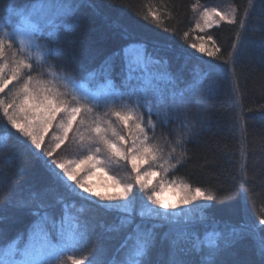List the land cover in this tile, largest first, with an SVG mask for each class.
I'll use <instances>...</instances> for the list:
<instances>
[{
  "label": "trees",
  "instance_id": "obj_1",
  "mask_svg": "<svg viewBox=\"0 0 264 264\" xmlns=\"http://www.w3.org/2000/svg\"><path fill=\"white\" fill-rule=\"evenodd\" d=\"M35 1L0 0V21L5 24L15 10ZM61 1L70 5L71 11L45 29L49 39L40 43L58 48L68 75L76 82H89L94 89L103 83V77L89 81L88 71L110 59L111 77L119 85L129 71L125 50L132 46L142 49L144 58L133 66L132 84L139 88L151 80V87L168 97L171 110L166 126H160L163 114L159 106L152 107V114H147L151 105L136 108L129 103V107L157 124L149 135H154L166 151L180 136L185 140L182 165L173 169L165 182H180L194 190L200 187L216 197L193 219L194 230L206 245L220 243L216 264H264L258 239L264 236V226L258 224L264 218V0H230L238 23L225 20L203 31L194 22L196 9L219 0ZM114 22L119 26L114 27ZM213 42L220 52L208 57L207 51H214ZM201 44L206 49L203 53L198 51ZM39 51L43 53V49ZM211 67L218 69L214 91L209 94L199 87L189 89ZM182 91L183 96L179 95ZM188 129L197 134L188 136ZM80 143L70 134L54 158L82 159L86 153ZM37 202L53 205L50 211L57 221L82 214L94 226L88 241L69 253L76 257L91 256L92 249L104 248L106 259L120 260L127 251L119 250L121 244L137 225L146 231L160 223L135 214L131 225L108 232L107 227L119 224L125 214L89 204L57 184L15 129L6 125L0 112V246L17 235L26 240ZM25 204L28 206H22ZM241 224L255 226L257 231L236 238L228 246L216 235H227L229 228ZM155 231L162 236L168 226ZM204 256L201 253L193 258ZM168 258L167 242L158 239L149 257L151 264H166ZM67 260L65 257L63 262Z\"/></svg>",
  "mask_w": 264,
  "mask_h": 264
},
{
  "label": "snow or ice",
  "instance_id": "obj_2",
  "mask_svg": "<svg viewBox=\"0 0 264 264\" xmlns=\"http://www.w3.org/2000/svg\"><path fill=\"white\" fill-rule=\"evenodd\" d=\"M212 17L218 18L217 23L225 20L228 24L238 23L235 11L232 14H224L212 9L210 12H203L205 26H210ZM239 24L243 26V21ZM113 26L119 25L114 22ZM196 27L203 31L201 25L197 24ZM45 31L39 28L28 35L30 43H35L38 49H43L39 57L40 63L29 58L30 49L18 33L14 35L13 30H9L0 36V62L10 71V75H4L3 68H0V93H4L6 84L11 80H15L18 85L10 97L5 93V98H0V112L6 120V125L15 129L19 139L33 156L40 160L54 181L73 195L106 210H111L115 202H126L120 208V211L126 215L120 218L119 224L108 226L106 229L108 232H118L122 227L133 223V208L138 197L142 203L138 215L160 223L153 224L152 228L146 231L137 225L134 232L121 244L119 250L127 249L122 259H106V250L99 248L92 249V255L85 261L69 253L76 251L88 241L94 226L90 225L82 214L66 215L57 221L50 211L53 205L37 202L34 210L31 211L35 219L28 229L26 240H23L21 235H17L7 245L0 246V264H63L65 257L70 264H151L149 257L158 239L160 242L166 241L169 247L166 264H216L215 256L220 251V243L214 246L206 245L194 230L195 222L191 215L178 219V205L161 200L157 188L150 187V182L143 179L140 170L138 162L148 163L149 168L158 167L164 174L182 165L185 155L184 137L180 136L175 146L167 151L164 147L151 143L155 136H150L149 133H154L157 124L145 120L135 108L129 107V103H134L136 108L159 106L163 114L160 126H166L171 110L168 97L159 89L151 87V80H145L139 88L132 84L135 79L133 61H129L128 75L119 85L111 77L113 62L106 59L98 69L86 73L89 81L103 77V83L98 85L97 91H92L87 86H76L75 77L69 76V70L60 63L61 51L47 43H40L49 39ZM208 39L211 37L209 36ZM213 47L214 51H207L208 57L220 52V48L215 47V42ZM231 47L235 48L234 45ZM13 49L15 51H12ZM134 51L135 46L125 50L126 54H132ZM198 51L201 53L206 51L203 44L198 47ZM141 59V55L137 53L135 61ZM217 72L218 69L215 67L209 68L204 76L188 86L189 89L199 87L211 94L217 84ZM61 73L64 75L61 76ZM62 81L65 82L63 86H61ZM68 82L73 84L71 90L68 89ZM179 95L183 96V91ZM101 109L105 110L104 117L114 115L123 128L127 129V134L118 132L111 119H104L98 115ZM54 122L57 126V134L53 136L54 143L46 145L45 134L53 127ZM74 125L77 133L86 125L91 134L87 143H84L83 137H80L79 147L86 153L84 159L69 167L67 162L54 157L56 150L69 140V133L73 132ZM196 134L191 129L187 130L188 136ZM167 144L168 141H165V146ZM178 148L179 152H177ZM105 154L125 161L130 159L131 170L135 173V183H123L119 179L110 177L118 192L107 194L93 190L84 176L78 178L82 164H90L85 176L92 175L98 167H106L108 159L105 158ZM145 173L148 176L158 174L157 171L148 169H145ZM136 185L139 188L134 195L133 189ZM162 190L163 188H160V191ZM239 191H242V188ZM93 197L96 199L93 200ZM197 198L208 202L216 199L212 195L204 194L200 187H196L195 195H184L182 204L189 206ZM165 224L168 226V231L158 237L155 229ZM258 224L264 226V218L259 219ZM256 231L255 226L241 224L239 228H229L227 235L222 232H217L216 235L225 246H228L236 238H242L244 234ZM258 239L260 253L264 256V236ZM201 253H205V256L200 260L193 258Z\"/></svg>",
  "mask_w": 264,
  "mask_h": 264
},
{
  "label": "rangeland",
  "instance_id": "obj_3",
  "mask_svg": "<svg viewBox=\"0 0 264 264\" xmlns=\"http://www.w3.org/2000/svg\"><path fill=\"white\" fill-rule=\"evenodd\" d=\"M212 9H217L220 12L224 14H232V4L230 3V0H219L216 4H210L205 7H198L195 11L194 15V22L195 25L199 24L202 28H205L207 26L204 25L203 20V12L204 11H211ZM71 11V6L66 4L65 2L61 0H38L31 4L26 5L25 7L19 8L13 12V16L7 17L5 19L6 25L3 24V21H0V36H3L6 31L13 30V34H19L20 37H23V42L28 46L30 49V56L29 58L35 61L36 63H40L39 57L42 55L40 53L39 49L36 47L35 43H30L28 40V35L31 32L37 31L39 28L46 29L48 27H52L56 25L55 20H58L59 17H64ZM216 17H212V21L210 25L216 24L217 22ZM219 21L218 23H220ZM6 26L8 28L6 29ZM200 29V28H199ZM12 51H15L13 49ZM140 54L142 59L144 58V54L142 49L135 48L134 53L127 54V59L129 61H133L134 68L136 67L137 63H140V61H135V55ZM7 55V52H6ZM0 68H3V74L4 75H10V71L8 67H4V63L0 62ZM61 76H63L61 74ZM149 77V76H147ZM65 82H61V86H63ZM76 86H87L92 91H97L98 89L92 88L90 86L89 82H76ZM18 85L15 80H11L9 83L5 86L4 93L1 94V98H5V93L8 94L10 97L12 92L16 91ZM73 87V84L68 82V89L71 90ZM11 90V91H9ZM152 107L149 106L148 111L151 112ZM150 109V110H149ZM104 109L99 110L98 115L102 116L104 119H111L113 121V126L117 129L118 132H123L124 134H127V129L123 128L121 122L117 120V118L114 115H111L109 117H104ZM79 120V117L77 118ZM74 129L76 130V126L74 125ZM50 134L52 136H50ZM57 134V126L55 122L53 123V127L49 129V131L45 134V144L49 145V143L53 144V136ZM70 134H73L74 138L80 139V137H83L84 142H88V137L91 134L90 130L85 125L84 127L80 128L79 133L77 132H70ZM130 143V141H129ZM151 143L153 144H159L155 140H152ZM63 145V144H62ZM61 145V146H62ZM61 149V148H60ZM57 149L56 151L60 150ZM85 157L82 156V159L78 160L81 161ZM105 158L108 159V163L106 167H98L94 173L90 176H85V172L89 169L90 164L85 163L80 165L78 178L80 176H84V178L88 181L90 186L95 191H99L102 193L107 194H116L118 192V189H116L113 186V180L110 179V177H114L116 179L121 180L123 183H135V173L131 170V164L130 159L128 161H125L123 159H120L118 157H109L107 154H105ZM78 161H71V160H65L64 162H67L69 167H71L74 163ZM140 164V170L143 175V179L147 182H150L151 188H157V191L159 192L160 199L163 200L166 203L172 204L175 203L178 205L177 213L178 219H183L185 215H191L192 219H195L196 217H199L200 213L202 212V208L208 203V201H203L199 198H197L193 203L189 206H185L182 204V198L184 195H195V190L191 187H188L185 184H182L180 182H165L166 178L170 173L173 172V170L168 171L166 174L163 173L162 170L158 169V167H152L149 168L148 163H141ZM145 169H148L149 171H157L158 174L156 176H148L145 173ZM159 186V187H158ZM187 186V187H185ZM139 188L138 185H136L133 189V194H137V189ZM160 188H163L162 191H160ZM204 194L208 195V193L204 192ZM93 200L96 198L93 197ZM22 201V200H20ZM23 203V201H22ZM40 203V202H39ZM126 204L125 201H118L115 202V206L111 209L112 211L123 213L120 211V208H122ZM142 203L137 198L134 208H133V215H138V213L141 211ZM163 211V210H162ZM132 215V216H133ZM78 259L83 258L85 261H87L90 256L86 255H80L77 256ZM63 264H70V261L67 260L63 262Z\"/></svg>",
  "mask_w": 264,
  "mask_h": 264
}]
</instances>
